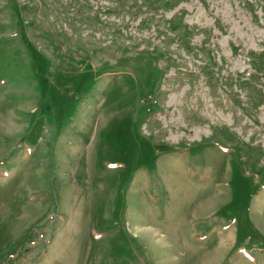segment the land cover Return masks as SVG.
Returning <instances> with one entry per match:
<instances>
[{
	"label": "rangeland",
	"instance_id": "374dc122",
	"mask_svg": "<svg viewBox=\"0 0 264 264\" xmlns=\"http://www.w3.org/2000/svg\"><path fill=\"white\" fill-rule=\"evenodd\" d=\"M223 255L264 264V0H0V264Z\"/></svg>",
	"mask_w": 264,
	"mask_h": 264
},
{
	"label": "crops",
	"instance_id": "0c3cea01",
	"mask_svg": "<svg viewBox=\"0 0 264 264\" xmlns=\"http://www.w3.org/2000/svg\"><path fill=\"white\" fill-rule=\"evenodd\" d=\"M230 255H231V254H230ZM230 255H228V257H229ZM206 257H207V258H211V257H209L208 255H206ZM228 257H227V258H228ZM225 258H226V257H225ZM225 258H224V255H223V257H222L221 260H219L218 262L213 263V264H224V263L226 262V260H224Z\"/></svg>",
	"mask_w": 264,
	"mask_h": 264
}]
</instances>
